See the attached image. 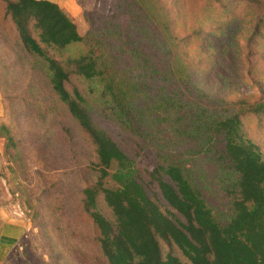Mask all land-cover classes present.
Segmentation results:
<instances>
[{"label":"trees","instance_id":"trees-1","mask_svg":"<svg viewBox=\"0 0 264 264\" xmlns=\"http://www.w3.org/2000/svg\"><path fill=\"white\" fill-rule=\"evenodd\" d=\"M0 4L29 73L91 146L81 205L107 264H264V152L246 126L264 117V90L228 98L203 84L213 69L228 85L232 47L264 60V0H111L104 13L92 0L82 34L51 1ZM0 137L17 149L3 122Z\"/></svg>","mask_w":264,"mask_h":264},{"label":"rangeland","instance_id":"rangeland-1","mask_svg":"<svg viewBox=\"0 0 264 264\" xmlns=\"http://www.w3.org/2000/svg\"><path fill=\"white\" fill-rule=\"evenodd\" d=\"M92 6L91 2L85 8ZM110 6L111 0H98L97 10L104 13ZM216 14V9L210 13L211 17ZM2 17L0 4V95L4 106L0 122L12 128L17 149L6 151V141L0 137V202L28 225L5 263L107 264L95 239V227L81 205V191L91 181V146L66 111L51 105L45 95L47 84L29 73L31 58L17 44L10 21ZM86 27L83 20L79 33ZM238 39L242 45V36ZM244 57L250 59L247 66ZM225 58L227 69L219 72L230 80L228 85L220 84L213 69L203 75V84L213 87L218 83L228 98L259 97L264 90V60L248 56L240 46L229 49ZM246 126L264 152V117L259 122L251 119ZM118 134V144L130 151L133 142ZM142 155L141 166H149V152ZM209 200L220 212L228 211L226 194L212 193ZM175 216L182 219L177 213Z\"/></svg>","mask_w":264,"mask_h":264},{"label":"crops","instance_id":"crops-1","mask_svg":"<svg viewBox=\"0 0 264 264\" xmlns=\"http://www.w3.org/2000/svg\"><path fill=\"white\" fill-rule=\"evenodd\" d=\"M62 8L75 22L77 28L83 25L82 10L92 0H48ZM4 115V106L0 95V117ZM9 208L0 202V264H6L8 253L24 236L28 225L26 220L8 212Z\"/></svg>","mask_w":264,"mask_h":264}]
</instances>
